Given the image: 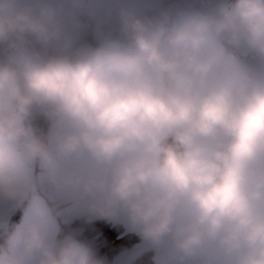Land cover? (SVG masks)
I'll return each instance as SVG.
<instances>
[{
  "label": "clouds",
  "instance_id": "clouds-1",
  "mask_svg": "<svg viewBox=\"0 0 264 264\" xmlns=\"http://www.w3.org/2000/svg\"><path fill=\"white\" fill-rule=\"evenodd\" d=\"M0 264H264V0H0Z\"/></svg>",
  "mask_w": 264,
  "mask_h": 264
},
{
  "label": "rangeland",
  "instance_id": "rangeland-1",
  "mask_svg": "<svg viewBox=\"0 0 264 264\" xmlns=\"http://www.w3.org/2000/svg\"><path fill=\"white\" fill-rule=\"evenodd\" d=\"M109 224H100L94 233L97 243L99 244V250H106L111 255L114 251L119 250V242H123L125 238V233L123 229H117L113 226H108ZM108 234L111 237L108 240ZM112 240V241H111ZM110 241V246H109ZM115 241V242H114ZM109 247V248H108ZM108 248V249H107ZM114 248V249H113Z\"/></svg>",
  "mask_w": 264,
  "mask_h": 264
},
{
  "label": "trees",
  "instance_id": "trees-1",
  "mask_svg": "<svg viewBox=\"0 0 264 264\" xmlns=\"http://www.w3.org/2000/svg\"><path fill=\"white\" fill-rule=\"evenodd\" d=\"M95 228H98V227H95ZM108 236H109V234H108ZM109 238L111 239V237H110V236L108 237V240H109ZM111 241H112V240H111ZM114 242H115V241H114ZM125 244H127V243H126V242H124V241H123V242H122V241H121V242H119V246H120V247H121V246H123V245H125ZM109 246H110V241H109ZM108 248H109V247H108ZM108 248H107V249H108ZM113 249H114V248H113ZM99 251H100V250H99ZM105 253H106V250H105Z\"/></svg>",
  "mask_w": 264,
  "mask_h": 264
}]
</instances>
